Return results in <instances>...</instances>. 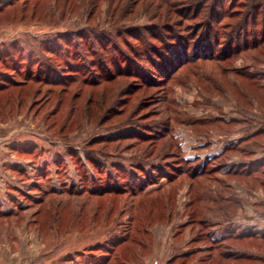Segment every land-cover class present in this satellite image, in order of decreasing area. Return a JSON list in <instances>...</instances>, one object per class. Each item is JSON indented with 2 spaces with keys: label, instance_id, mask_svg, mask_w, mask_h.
<instances>
[{
  "label": "rangeland",
  "instance_id": "374dc122",
  "mask_svg": "<svg viewBox=\"0 0 264 264\" xmlns=\"http://www.w3.org/2000/svg\"><path fill=\"white\" fill-rule=\"evenodd\" d=\"M0 264H264V0H0Z\"/></svg>",
  "mask_w": 264,
  "mask_h": 264
},
{
  "label": "trees",
  "instance_id": "16d2710c",
  "mask_svg": "<svg viewBox=\"0 0 264 264\" xmlns=\"http://www.w3.org/2000/svg\"><path fill=\"white\" fill-rule=\"evenodd\" d=\"M259 8V7H258ZM201 9H200V7L199 6H197L196 8H195V12L197 13V14H199L200 15V11ZM203 16H206V14H204ZM175 59V61L177 60V57L176 56H174L173 57V60Z\"/></svg>",
  "mask_w": 264,
  "mask_h": 264
}]
</instances>
